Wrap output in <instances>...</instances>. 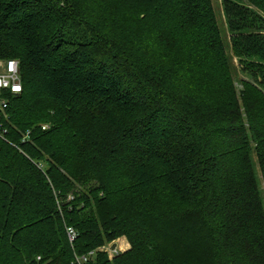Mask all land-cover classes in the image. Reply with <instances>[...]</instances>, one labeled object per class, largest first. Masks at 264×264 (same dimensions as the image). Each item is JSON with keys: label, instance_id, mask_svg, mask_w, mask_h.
I'll list each match as a JSON object with an SVG mask.
<instances>
[{"label": "trees", "instance_id": "1", "mask_svg": "<svg viewBox=\"0 0 264 264\" xmlns=\"http://www.w3.org/2000/svg\"><path fill=\"white\" fill-rule=\"evenodd\" d=\"M219 5L0 0V264H264V0Z\"/></svg>", "mask_w": 264, "mask_h": 264}, {"label": "built area", "instance_id": "2", "mask_svg": "<svg viewBox=\"0 0 264 264\" xmlns=\"http://www.w3.org/2000/svg\"><path fill=\"white\" fill-rule=\"evenodd\" d=\"M22 90L21 76L18 61L15 59L0 60V138L5 139L7 128L4 120L8 116L5 112L7 99L3 96V91H8L12 95H17ZM42 128H45L42 127ZM69 241L72 242L76 237V232L72 227L66 228ZM86 260L85 257H82ZM79 261V259H77Z\"/></svg>", "mask_w": 264, "mask_h": 264}, {"label": "rangeland", "instance_id": "3", "mask_svg": "<svg viewBox=\"0 0 264 264\" xmlns=\"http://www.w3.org/2000/svg\"><path fill=\"white\" fill-rule=\"evenodd\" d=\"M213 4H214V7L217 9V12L218 11L220 12V10H219L220 0H213ZM114 242H116L115 249L111 248V245L113 242L106 244L105 246H102L100 249L102 251H105L110 258L113 257L114 255H117L118 253L124 252V251L129 249V247H127V249L123 248V246H125L126 244H128V246H129V243L125 237H119Z\"/></svg>", "mask_w": 264, "mask_h": 264}, {"label": "water", "instance_id": "4", "mask_svg": "<svg viewBox=\"0 0 264 264\" xmlns=\"http://www.w3.org/2000/svg\"><path fill=\"white\" fill-rule=\"evenodd\" d=\"M115 247H116V242H113L112 245H111V248L115 249Z\"/></svg>", "mask_w": 264, "mask_h": 264}, {"label": "crops", "instance_id": "5", "mask_svg": "<svg viewBox=\"0 0 264 264\" xmlns=\"http://www.w3.org/2000/svg\"><path fill=\"white\" fill-rule=\"evenodd\" d=\"M127 247H129L128 244H126L125 246H123L124 249H127Z\"/></svg>", "mask_w": 264, "mask_h": 264}]
</instances>
